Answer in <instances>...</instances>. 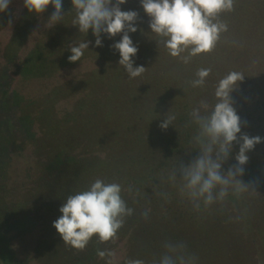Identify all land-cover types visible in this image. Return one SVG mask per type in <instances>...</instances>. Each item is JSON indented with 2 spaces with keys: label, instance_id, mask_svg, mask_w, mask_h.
<instances>
[{
  "label": "trees",
  "instance_id": "1",
  "mask_svg": "<svg viewBox=\"0 0 264 264\" xmlns=\"http://www.w3.org/2000/svg\"><path fill=\"white\" fill-rule=\"evenodd\" d=\"M71 8V0H63V20L47 29L32 49L33 54L24 65L31 74H50L60 67L67 57L66 49L70 42L87 39L93 40L94 44L91 30L86 36L72 25L75 11ZM121 9L139 13L138 30L130 36L138 49L145 51L144 55L152 57L151 74L154 72L156 76L161 72L163 75L157 76L160 81L155 83L156 86L141 84L146 70L140 76L130 78L125 68L118 65L119 53L110 47L121 36L108 39L102 34L100 57L106 67L92 77V81L95 86H101L104 93L108 91L107 110L90 111L98 109L99 99L95 98L89 106L82 103L78 107L81 111L84 109L83 112H73L63 122H53L60 127L55 132L58 146L51 148L49 154L67 148L71 152L80 149V154L72 157L71 165L61 171L64 173L60 174L61 178L59 174L54 175L53 184H47L48 181L43 179L49 192L51 189L50 195L55 203L43 200L39 203L61 207L68 196L88 190L96 179L120 184L123 176L131 175L139 189L132 201L121 193L127 206L133 209L124 223L133 218L137 222L135 217L139 213L147 209L149 212L144 217L145 224L136 231L138 236L129 239L127 261L139 259L144 264H159L161 257L167 254L177 264L182 260L184 264H191V257L195 258L192 264H264V0H234L233 9L218 17L227 25V31L220 34L214 49L191 56L188 63L174 57L170 67L167 64L160 67L158 61L168 49L160 42L162 38L151 32L149 17L140 6V0H127ZM51 11L54 8L49 5L45 13L37 16L24 7L5 50L8 60H13L34 24L39 19H47ZM182 55L189 56V51ZM143 66L147 69L146 63ZM202 68L211 69V72L202 86L193 87L191 82L197 79L196 73ZM233 71L244 76L230 94L241 119V132L262 138V142L247 153L249 159L243 166L244 175L240 177L256 192L235 194L230 188L224 200L207 207L201 202L200 208L196 209L184 189L185 181L181 174L183 167L200 152V144L196 140L199 130L192 123L190 113L199 108L202 114H209L217 102L215 90L219 81ZM114 108L122 116L115 115ZM167 112L174 114L176 119L170 129L161 130L159 124ZM113 116L119 122L123 119L125 123H133L130 125L133 127L132 137L124 134L122 137L114 136L112 140L115 144L120 143L122 150L103 162L82 159L106 143L103 128L113 124ZM46 124L51 125L48 121ZM133 148L139 150V158L131 159L129 156ZM238 151L239 144L234 143L228 160L223 164V171L237 163L235 156ZM55 184L56 187L51 186ZM57 215L60 217L62 214L58 211ZM121 231L118 230L119 233ZM93 237L84 250H77L63 240L52 242L49 246L54 245L56 250L54 254L48 249L47 264H96L87 258L89 254H85L96 252L101 245L96 241L97 236ZM166 244L173 247L166 248ZM73 258L80 261L74 263Z\"/></svg>",
  "mask_w": 264,
  "mask_h": 264
},
{
  "label": "rangeland",
  "instance_id": "2",
  "mask_svg": "<svg viewBox=\"0 0 264 264\" xmlns=\"http://www.w3.org/2000/svg\"><path fill=\"white\" fill-rule=\"evenodd\" d=\"M23 9L22 0H11L8 9L0 13V17L4 14L3 19L0 20V264H47L48 249L50 248L51 253L56 250L54 245L49 246V244L58 239L62 241V238L53 227V222L59 216L57 212L60 207L52 204L48 207L44 202L39 203L40 200L55 203L50 195L51 189L49 192L47 186L43 184V179L48 181L47 184H53L51 181L54 175L59 174L60 177V174H64L62 170L71 165V161L74 160L72 157L80 154V149L71 152L69 148L49 154L51 148L58 146L55 132L60 127L53 122H63L69 114L83 112L84 109L81 111L78 107L82 103L89 106V102L94 101L95 98L99 99L98 109L90 111L107 110L108 91L104 93L101 86L98 84L95 86V82L92 81V77L100 74L102 68L106 66L105 61L100 57L101 47H95L93 42L89 45V49L85 50L80 61L69 62L68 56L71 52L68 47L74 43L70 42L66 49L67 57L60 67L50 74H31L24 65L29 55L33 54L32 49L36 43L49 29L47 21L50 16L47 19H39L34 24L26 35L24 43L16 50L13 60H8L5 50ZM6 15L7 18H4ZM144 52L138 49L137 55L133 58L134 67L146 63L147 69L142 76L141 84L154 85L158 81L157 78L163 74L161 72L156 76L154 72L151 74L149 70L153 59L150 55H144ZM181 57L175 58L179 60ZM173 59L174 57L166 50L160 59L162 63L158 62L160 67H164L165 64L170 67L173 65ZM167 73L173 77L172 73L169 71ZM117 101L119 103V100ZM115 109L114 114L122 116V113L118 114ZM113 118V124L103 128L106 143L98 146L96 151L85 154L82 159L90 158L98 163L103 162L112 158L113 153L116 155L122 150L120 143L115 144L116 142L112 140L114 136L118 134L122 137L124 134L127 135L126 137H132L130 134L133 127L130 125L133 123H125L123 119L120 123L118 118L115 116ZM47 121L51 125H47ZM135 149L130 151L131 159L139 158L137 155L139 150L135 151ZM109 150H112L111 153ZM131 177L125 175L120 179L122 194L128 201L134 200L139 189L135 187V181ZM67 182L71 183V181ZM145 211L149 212V209ZM144 212L135 217V220L138 219L137 222L133 218L124 223L122 229L120 228L122 233L117 232L114 240L101 242L97 237L96 241L101 245L96 252L85 253L90 255L87 258L94 260L96 264H108L109 260L111 264L126 263L129 255V239L138 236L136 231L145 224ZM98 251H111L115 255L101 258ZM72 255L73 253L71 257L74 256ZM77 261L80 260L73 258L74 263Z\"/></svg>",
  "mask_w": 264,
  "mask_h": 264
},
{
  "label": "clouds",
  "instance_id": "3",
  "mask_svg": "<svg viewBox=\"0 0 264 264\" xmlns=\"http://www.w3.org/2000/svg\"><path fill=\"white\" fill-rule=\"evenodd\" d=\"M11 0H0V13L5 12ZM29 13L42 15L49 5L54 8L47 25L49 28L61 23L63 0H22ZM127 0H71V11H75L73 26L79 33L87 36L89 30L95 37L94 46L102 47V34L108 39L117 35L121 38L110 47L119 53L118 65L125 68L130 78L140 76L146 70L143 65L134 67V57L138 47L134 44L130 33H135L139 13L135 10H122L121 5ZM234 0H140V6L149 17V28L152 33L162 38L164 46L172 57H181L186 50L189 56L181 57L185 63L191 56L207 53L214 49L220 34L227 31V25L218 17L223 12L233 9ZM11 23V21H9ZM92 41L84 40L70 44L69 62L80 61ZM211 69H199L197 79L192 86L205 83ZM244 76L236 71L223 77L215 90L217 102L209 114H202L199 108L191 111L192 123L198 127L196 136L200 144V152L192 162L181 170L185 181L184 189L193 206L199 209L201 202L209 206L222 201L231 188L235 194L247 191L256 192L255 188L245 183L240 177L244 175V165L248 162L247 153L255 145L262 142L259 136L250 137L241 132V119L233 107L231 92ZM176 119L174 114H165L159 124L161 130H167ZM234 143L239 144L235 156L236 164L223 171V164L228 160ZM122 186L118 183H105L96 179L85 191L67 197L59 208L62 214L53 222V227L65 244L77 250H83L93 236L101 242L116 238L118 230L123 226L125 217L131 216L129 208L122 198ZM146 218L148 212L143 213ZM183 246V245H182ZM166 248H172L166 244ZM101 258L112 257L111 251H98ZM192 261L195 259L191 257ZM108 264H111L109 260ZM127 264H144V261L129 260ZM159 264H177L172 256L165 254ZM181 264H184L183 260Z\"/></svg>",
  "mask_w": 264,
  "mask_h": 264
}]
</instances>
